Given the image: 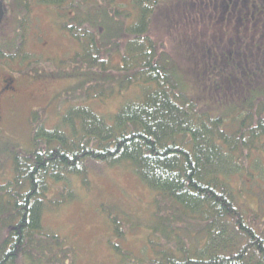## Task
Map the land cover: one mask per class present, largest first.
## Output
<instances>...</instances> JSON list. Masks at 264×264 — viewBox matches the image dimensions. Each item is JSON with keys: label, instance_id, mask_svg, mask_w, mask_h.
I'll use <instances>...</instances> for the list:
<instances>
[{"label": "trees", "instance_id": "trees-1", "mask_svg": "<svg viewBox=\"0 0 264 264\" xmlns=\"http://www.w3.org/2000/svg\"><path fill=\"white\" fill-rule=\"evenodd\" d=\"M163 1H15L19 19L27 14L32 20L34 6L43 4L61 11L67 18L61 26L79 51L72 60L52 63L64 72L74 61V74L89 78L69 91L76 103L54 126L47 127L34 112V147L13 155L12 177L0 186L6 209L0 221L5 231H0V264L26 259L29 264H71L69 247L61 249L62 240L45 225L48 210L64 203V197L51 198L50 191L54 183L65 189L73 177L87 183L89 161L129 162L142 182L188 221L186 233L173 237L176 227L170 224L181 221L173 210L164 223L165 241H152L146 258L125 264H264V214L244 208L234 187V176L242 175L252 155L264 151V0H181L177 6L187 32L213 15L233 36L231 47L220 37L200 47L196 38L187 42L191 57L198 56L189 72L204 76L203 92L225 105L219 113L191 94L170 52L151 36ZM28 23L15 35L1 28L0 61L11 71L18 65V73L42 75V57L33 61L24 49ZM214 43L218 47L209 46ZM28 64L34 72L22 70ZM130 87L137 89L135 96L115 111L95 108ZM73 196L68 194L67 201Z\"/></svg>", "mask_w": 264, "mask_h": 264}, {"label": "rangeland", "instance_id": "rangeland-1", "mask_svg": "<svg viewBox=\"0 0 264 264\" xmlns=\"http://www.w3.org/2000/svg\"><path fill=\"white\" fill-rule=\"evenodd\" d=\"M2 1L6 16L1 28H6L10 33L15 32V35L16 29L24 26V21L26 24L29 22L26 31L29 43H25L24 49L30 51L33 61L42 57L38 69L43 74L32 76L18 73V65L11 71L5 61H0V88L6 82L11 86L12 79L17 88L14 90L16 94L11 97L0 96V186L12 177L13 155L15 157L17 153L34 147V112H40L47 127L54 126L62 112L76 103V96L69 91L84 78H89L84 76L82 79L74 74L77 71L74 61L64 72H59V67H54L52 63V60H56L57 66L59 61L72 60L79 51L78 42L68 36L69 31L61 26L67 18L59 9L46 4L34 6L32 20L27 14L19 19L14 6L16 0L9 4L6 0ZM116 3L129 4L130 0H116ZM178 5H181V0H164L161 3L153 18L151 36L165 51L170 52L191 94L199 98L204 108L219 113L226 109L223 107L225 105L203 92L204 76L198 77L196 71L189 72L194 68L193 59H198V56L195 54L191 57L187 42H194L196 38V45L200 47L201 44L208 45L205 40L210 41V37H220L221 44L231 47L233 36L231 33L226 35L227 30L224 32L223 19L215 20L213 15L204 22L200 20L197 30L193 28L187 32L182 25L184 19L177 11ZM230 23H227L228 29L231 28ZM202 29L204 31L200 32ZM216 43L209 46L218 47ZM26 67L22 70L31 69L34 72L30 64ZM71 69L73 73L68 71ZM127 90L114 94L106 99V103L103 101L95 108L104 112L115 111L124 100L135 96L137 89L130 87ZM227 113L232 115L234 112ZM87 166V183L80 177L71 178L65 187L66 196H63L65 189L62 184H53L51 198L59 200L64 197V203L58 209L48 210L45 220L47 229L54 231L62 240L61 249L63 244L69 247L71 264H125L132 258H146L150 254L148 249L152 247V241H165L162 236L164 223L168 224L173 210L176 213L174 216L181 221L176 222L178 220L175 219L174 224H170L176 227L171 235L175 237L176 234L186 233L188 221L179 216L180 211L176 206L143 183L129 162L111 166L104 162L89 161ZM246 166L241 176H234L235 191L244 208L264 214V151L252 155ZM70 193L74 196L71 201H67ZM4 217L5 202L0 193V221ZM0 231L5 232L1 226ZM2 236L3 233H0V239ZM29 263L27 259L22 262Z\"/></svg>", "mask_w": 264, "mask_h": 264}, {"label": "flooded vegetation", "instance_id": "flooded-vegetation-1", "mask_svg": "<svg viewBox=\"0 0 264 264\" xmlns=\"http://www.w3.org/2000/svg\"><path fill=\"white\" fill-rule=\"evenodd\" d=\"M5 12H6V10H5ZM3 22H4V20H3ZM10 83H11V86L7 85L8 82H6V84L4 86H1V88H0V96H4V98H6V97L8 98V96L11 97V96L16 94L14 90L17 89V88H16V86L14 84V80L12 79V81H10Z\"/></svg>", "mask_w": 264, "mask_h": 264}, {"label": "water", "instance_id": "water-1", "mask_svg": "<svg viewBox=\"0 0 264 264\" xmlns=\"http://www.w3.org/2000/svg\"><path fill=\"white\" fill-rule=\"evenodd\" d=\"M5 15H6V12H5V8H4V2L2 0H0V28L2 26Z\"/></svg>", "mask_w": 264, "mask_h": 264}]
</instances>
